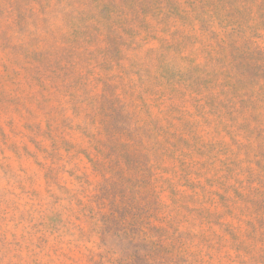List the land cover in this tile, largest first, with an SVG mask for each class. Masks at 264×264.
Returning a JSON list of instances; mask_svg holds the SVG:
<instances>
[{"label":"rangeland","instance_id":"obj_1","mask_svg":"<svg viewBox=\"0 0 264 264\" xmlns=\"http://www.w3.org/2000/svg\"><path fill=\"white\" fill-rule=\"evenodd\" d=\"M0 264H264V0H0Z\"/></svg>","mask_w":264,"mask_h":264}]
</instances>
